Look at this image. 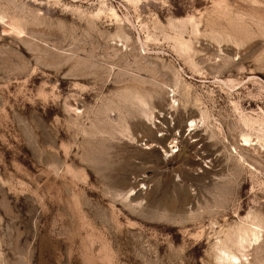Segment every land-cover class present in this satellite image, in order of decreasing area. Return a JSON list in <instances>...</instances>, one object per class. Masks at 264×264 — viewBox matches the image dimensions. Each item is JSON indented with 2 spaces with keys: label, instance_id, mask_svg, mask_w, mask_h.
I'll use <instances>...</instances> for the list:
<instances>
[{
  "label": "rangeland",
  "instance_id": "obj_1",
  "mask_svg": "<svg viewBox=\"0 0 264 264\" xmlns=\"http://www.w3.org/2000/svg\"><path fill=\"white\" fill-rule=\"evenodd\" d=\"M0 264H264V0H0Z\"/></svg>",
  "mask_w": 264,
  "mask_h": 264
},
{
  "label": "bare ground",
  "instance_id": "obj_2",
  "mask_svg": "<svg viewBox=\"0 0 264 264\" xmlns=\"http://www.w3.org/2000/svg\"><path fill=\"white\" fill-rule=\"evenodd\" d=\"M245 231V230H244ZM245 233V232H244ZM257 234V233H256ZM255 233H253V235L255 236L256 235Z\"/></svg>",
  "mask_w": 264,
  "mask_h": 264
}]
</instances>
